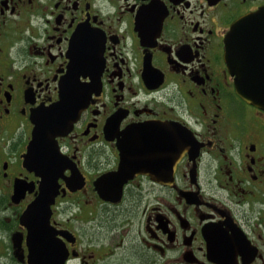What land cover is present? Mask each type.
Instances as JSON below:
<instances>
[{"label":"flooded vegetation","instance_id":"1","mask_svg":"<svg viewBox=\"0 0 264 264\" xmlns=\"http://www.w3.org/2000/svg\"><path fill=\"white\" fill-rule=\"evenodd\" d=\"M248 15L0 0V264H264V109L226 60Z\"/></svg>","mask_w":264,"mask_h":264},{"label":"water","instance_id":"2","mask_svg":"<svg viewBox=\"0 0 264 264\" xmlns=\"http://www.w3.org/2000/svg\"><path fill=\"white\" fill-rule=\"evenodd\" d=\"M226 60L231 71L236 75L238 94L247 102L264 109V19L256 15H248L236 22L227 37ZM53 112L51 108L45 112L38 132L48 127L46 122L53 120ZM49 126L58 128L57 125ZM33 169L38 170L36 167ZM41 172L38 174L47 178H44L45 190L40 202L44 201L50 205L57 193L55 190L57 183L52 182L50 177L57 175L54 168L43 167Z\"/></svg>","mask_w":264,"mask_h":264}]
</instances>
